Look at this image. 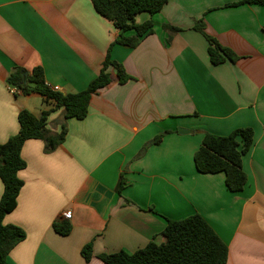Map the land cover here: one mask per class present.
Masks as SVG:
<instances>
[{
    "label": "crops",
    "instance_id": "crops-1",
    "mask_svg": "<svg viewBox=\"0 0 264 264\" xmlns=\"http://www.w3.org/2000/svg\"><path fill=\"white\" fill-rule=\"evenodd\" d=\"M243 1L169 0L158 14L135 17L139 25L152 21L153 33L130 48L116 44L120 30L91 0H0V143L18 134L23 109L52 111L53 132L64 122L54 102L8 85L16 67H42L47 85L65 94L86 89L108 54L132 77L95 94L85 119H67L66 141L54 152L45 153L41 140L26 141L24 186L4 224L27 236L7 264H105L100 255L160 244L168 219L194 214L228 245L227 264H264V7L230 6ZM199 20L237 61L211 63L209 43L194 29ZM245 128L254 132L243 157L248 181L232 192L224 173H200L194 155L205 133ZM3 192L0 179V200ZM63 221L71 226L67 236L53 227Z\"/></svg>",
    "mask_w": 264,
    "mask_h": 264
},
{
    "label": "trees",
    "instance_id": "trees-1",
    "mask_svg": "<svg viewBox=\"0 0 264 264\" xmlns=\"http://www.w3.org/2000/svg\"><path fill=\"white\" fill-rule=\"evenodd\" d=\"M96 12L112 21L121 32L116 44L136 48L142 37L153 33V22L136 24L135 17L147 12L158 14L169 0H91ZM256 4L264 7V0H245L239 4ZM172 31L179 29L166 26ZM194 29L200 32L208 41V54L213 65L226 61H237L238 57L228 48L221 46L205 31L203 20L196 22ZM134 32V36H126ZM116 70L114 77L108 70ZM28 73L26 77L25 74ZM132 77L123 65L107 55L99 75L89 83L88 87L77 93H62L53 90L46 83L42 67L27 71L16 67L7 79L10 87L17 88L22 94H40L46 101L55 104L54 110H63V120L60 132L48 128V117L52 111H43L36 116L23 109L18 114L20 129L18 134L10 137L6 143H0V179L4 184V192L0 200V264H7L12 250L26 239V232L15 225H5L4 218L13 212L18 204V197L24 186L19 172L26 168L22 158V148L26 141L36 139L45 144V153H52L66 141L69 118L85 119L89 113L92 97L102 89L114 83L125 84ZM164 134L158 135L148 143V146L159 144ZM254 144V132L250 128L238 129L228 136L205 133L200 148L194 155L197 170L202 174L224 173L226 186L232 192H239L247 184L248 176L243 169V157L249 153ZM123 184L120 186V190ZM54 230L63 236L71 232L69 223H54ZM163 242L151 241L144 248L128 253L120 251L99 256L105 264H227L229 258L228 245L218 236L211 225L199 214H194L182 220H167L162 232ZM92 244L82 249V256L89 261L92 258Z\"/></svg>",
    "mask_w": 264,
    "mask_h": 264
},
{
    "label": "built area",
    "instance_id": "built-area-1",
    "mask_svg": "<svg viewBox=\"0 0 264 264\" xmlns=\"http://www.w3.org/2000/svg\"><path fill=\"white\" fill-rule=\"evenodd\" d=\"M14 93H17V90H12ZM62 218L65 219V220H70L72 218V215L70 212H64L62 214Z\"/></svg>",
    "mask_w": 264,
    "mask_h": 264
},
{
    "label": "water",
    "instance_id": "water-1",
    "mask_svg": "<svg viewBox=\"0 0 264 264\" xmlns=\"http://www.w3.org/2000/svg\"><path fill=\"white\" fill-rule=\"evenodd\" d=\"M25 76L27 77V76H28V73H26ZM179 133H182V134H190L191 131L180 129V130H179Z\"/></svg>",
    "mask_w": 264,
    "mask_h": 264
}]
</instances>
